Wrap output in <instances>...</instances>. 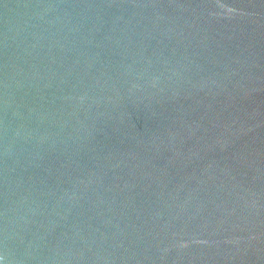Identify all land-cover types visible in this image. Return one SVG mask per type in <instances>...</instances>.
Returning <instances> with one entry per match:
<instances>
[{
	"label": "water",
	"instance_id": "1",
	"mask_svg": "<svg viewBox=\"0 0 264 264\" xmlns=\"http://www.w3.org/2000/svg\"><path fill=\"white\" fill-rule=\"evenodd\" d=\"M0 264H264V0H0Z\"/></svg>",
	"mask_w": 264,
	"mask_h": 264
}]
</instances>
